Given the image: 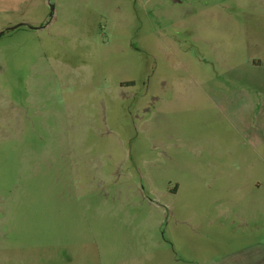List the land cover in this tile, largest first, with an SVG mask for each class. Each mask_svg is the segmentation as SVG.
<instances>
[{
  "label": "rangeland",
  "instance_id": "rangeland-1",
  "mask_svg": "<svg viewBox=\"0 0 264 264\" xmlns=\"http://www.w3.org/2000/svg\"><path fill=\"white\" fill-rule=\"evenodd\" d=\"M9 20L0 264H247L264 0H29Z\"/></svg>",
  "mask_w": 264,
  "mask_h": 264
},
{
  "label": "crops",
  "instance_id": "crops-1",
  "mask_svg": "<svg viewBox=\"0 0 264 264\" xmlns=\"http://www.w3.org/2000/svg\"><path fill=\"white\" fill-rule=\"evenodd\" d=\"M28 2L29 0H0V17L6 18L8 20L7 23L12 24L13 21L9 19L16 13L24 12ZM25 23L29 24L30 27H34L30 22ZM25 23H23V25H25ZM24 260V258L14 257L10 264H26ZM28 264H30V262H28ZM66 264H69V261H67ZM247 264H264V242L253 245V250L250 253Z\"/></svg>",
  "mask_w": 264,
  "mask_h": 264
},
{
  "label": "water",
  "instance_id": "water-1",
  "mask_svg": "<svg viewBox=\"0 0 264 264\" xmlns=\"http://www.w3.org/2000/svg\"><path fill=\"white\" fill-rule=\"evenodd\" d=\"M17 26H23V23H20L19 25H16V26H14L12 28H16Z\"/></svg>",
  "mask_w": 264,
  "mask_h": 264
}]
</instances>
